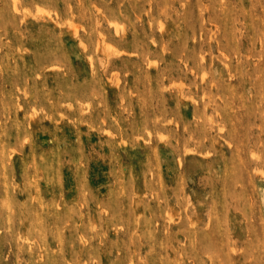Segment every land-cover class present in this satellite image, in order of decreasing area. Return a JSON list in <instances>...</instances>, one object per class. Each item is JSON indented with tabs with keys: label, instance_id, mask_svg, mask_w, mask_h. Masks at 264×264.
Returning <instances> with one entry per match:
<instances>
[{
	"label": "rangeland",
	"instance_id": "374dc122",
	"mask_svg": "<svg viewBox=\"0 0 264 264\" xmlns=\"http://www.w3.org/2000/svg\"><path fill=\"white\" fill-rule=\"evenodd\" d=\"M0 264H264V0H0Z\"/></svg>",
	"mask_w": 264,
	"mask_h": 264
},
{
	"label": "bare ground",
	"instance_id": "6f19581e",
	"mask_svg": "<svg viewBox=\"0 0 264 264\" xmlns=\"http://www.w3.org/2000/svg\"><path fill=\"white\" fill-rule=\"evenodd\" d=\"M14 7V6H13ZM112 22V21H111Z\"/></svg>",
	"mask_w": 264,
	"mask_h": 264
}]
</instances>
